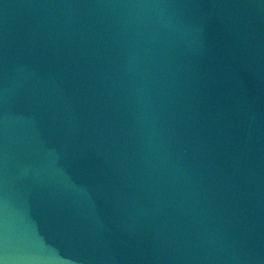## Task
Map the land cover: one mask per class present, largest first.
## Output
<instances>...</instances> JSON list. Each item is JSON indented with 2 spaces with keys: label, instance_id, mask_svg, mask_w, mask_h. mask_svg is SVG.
<instances>
[{
  "label": "water",
  "instance_id": "water-1",
  "mask_svg": "<svg viewBox=\"0 0 264 264\" xmlns=\"http://www.w3.org/2000/svg\"><path fill=\"white\" fill-rule=\"evenodd\" d=\"M0 264H264V0H0Z\"/></svg>",
  "mask_w": 264,
  "mask_h": 264
}]
</instances>
